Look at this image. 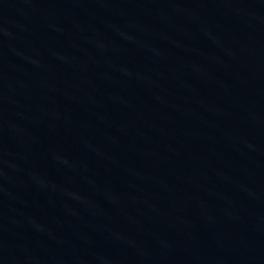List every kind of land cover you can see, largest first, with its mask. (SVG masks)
Here are the masks:
<instances>
[{
  "label": "water",
  "instance_id": "obj_1",
  "mask_svg": "<svg viewBox=\"0 0 264 264\" xmlns=\"http://www.w3.org/2000/svg\"><path fill=\"white\" fill-rule=\"evenodd\" d=\"M0 264H264V0H0Z\"/></svg>",
  "mask_w": 264,
  "mask_h": 264
}]
</instances>
